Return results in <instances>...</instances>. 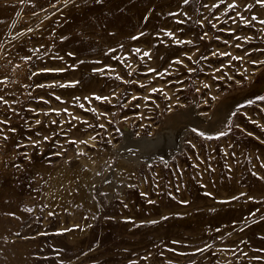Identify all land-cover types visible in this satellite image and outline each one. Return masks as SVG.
<instances>
[{
    "label": "rangeland",
    "instance_id": "rangeland-1",
    "mask_svg": "<svg viewBox=\"0 0 264 264\" xmlns=\"http://www.w3.org/2000/svg\"><path fill=\"white\" fill-rule=\"evenodd\" d=\"M261 20L0 0V264H264V91L229 98L264 74ZM163 131L181 147L144 141Z\"/></svg>",
    "mask_w": 264,
    "mask_h": 264
},
{
    "label": "snow or ice",
    "instance_id": "snow-or-ice-1",
    "mask_svg": "<svg viewBox=\"0 0 264 264\" xmlns=\"http://www.w3.org/2000/svg\"><path fill=\"white\" fill-rule=\"evenodd\" d=\"M21 2H23V0H21ZM189 2V0H184V3L185 4H187ZM221 3H223V0H221ZM256 3L257 4H259V5H261L262 7H264V0H256ZM214 7H218V5H216V6H214ZM236 7V5L235 4H229L228 5V8L229 9H232V8H235ZM252 7V5H248V8L250 9ZM243 19V18H242ZM257 18H256V16H253L252 17V20H256ZM261 24H264V20H261V21H259ZM246 23H247V21H246ZM213 27H216V25H213ZM140 35H144V33H141ZM169 35H171L170 33H169ZM205 35H207V33H205ZM201 38H203V37H201ZM132 39H138V37H132ZM236 39H240V37H236ZM189 43H190V41H189ZM236 47H240V45H236ZM136 51H139V49H136ZM261 51H264V50H261ZM144 55L145 56H147L148 55V53H144ZM221 55H225V56H231V54L230 53H222ZM246 55H251V53L249 52V53H246ZM189 59H190V57H189ZM231 59L233 60V61H242L243 59H244V57H241V56H231ZM177 63H180V61H176ZM251 63L253 64V65H259V64H264V61H251ZM230 66V65H229ZM150 71H154V70H152V69H150ZM189 71H191V70H189ZM216 71L217 72H222L223 71V69L222 68H218V69H216ZM118 79H119V77H117ZM229 79H232V77H229ZM62 87L64 86V85H61ZM203 87L204 88H210V85L209 84H204L203 85ZM156 91H162V90H158V89H153V92H156ZM0 99H2V98H0ZM57 99H59L58 97H57ZM96 99H101V97H96ZM103 99H107L106 97L105 98H103ZM135 99V98H134ZM145 99H147V98H145ZM81 107H82V105H81ZM0 123H3V122H0ZM37 123H39V121H37ZM101 127H103V125H101ZM13 131H14V129H13ZM221 135H224V133H221ZM5 139H7V137H5ZM81 143H85L84 141H81ZM235 199V198H234ZM249 199H252L251 197L249 198ZM200 251H203L202 249L200 250ZM253 259H260V257H254Z\"/></svg>",
    "mask_w": 264,
    "mask_h": 264
},
{
    "label": "bare ground",
    "instance_id": "bare-ground-1",
    "mask_svg": "<svg viewBox=\"0 0 264 264\" xmlns=\"http://www.w3.org/2000/svg\"><path fill=\"white\" fill-rule=\"evenodd\" d=\"M263 91H264V74H261L255 79V81L250 86L230 93L229 98L235 97V96L242 97V95H247L248 97H255V96L260 95ZM228 104L230 105V103Z\"/></svg>",
    "mask_w": 264,
    "mask_h": 264
},
{
    "label": "water",
    "instance_id": "water-1",
    "mask_svg": "<svg viewBox=\"0 0 264 264\" xmlns=\"http://www.w3.org/2000/svg\"><path fill=\"white\" fill-rule=\"evenodd\" d=\"M163 140H165L167 144L166 146L169 149L168 150L162 149V151L160 150V152H166L168 154L169 150L179 149L181 147L179 139L175 135L168 134L166 131L158 133V136H156L155 138L145 139L144 141H147L148 143L161 144ZM135 142H138V141H135Z\"/></svg>",
    "mask_w": 264,
    "mask_h": 264
}]
</instances>
